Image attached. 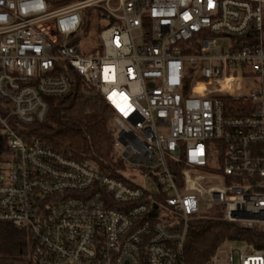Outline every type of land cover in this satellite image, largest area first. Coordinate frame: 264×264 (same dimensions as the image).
Here are the masks:
<instances>
[{"label": "built area", "instance_id": "1", "mask_svg": "<svg viewBox=\"0 0 264 264\" xmlns=\"http://www.w3.org/2000/svg\"><path fill=\"white\" fill-rule=\"evenodd\" d=\"M69 67L115 114L112 174L24 135ZM0 141V222L33 264H188L218 216L256 242L200 264H264V0H0Z\"/></svg>", "mask_w": 264, "mask_h": 264}, {"label": "trees", "instance_id": "2", "mask_svg": "<svg viewBox=\"0 0 264 264\" xmlns=\"http://www.w3.org/2000/svg\"><path fill=\"white\" fill-rule=\"evenodd\" d=\"M83 32L92 27L93 15L85 11ZM68 95L48 99L49 112L44 122L25 127L27 138H36L53 150L77 161H89L102 172L112 174L114 158V112L70 67ZM0 141V151H2ZM115 166V165H114ZM116 166L123 167L117 162ZM179 176L184 164L172 165ZM180 181V180H179ZM259 228H244L240 223L217 218L191 222L185 246L188 264L209 260L225 242L255 243ZM34 239L26 229L0 222V264H33Z\"/></svg>", "mask_w": 264, "mask_h": 264}, {"label": "rangeland", "instance_id": "3", "mask_svg": "<svg viewBox=\"0 0 264 264\" xmlns=\"http://www.w3.org/2000/svg\"><path fill=\"white\" fill-rule=\"evenodd\" d=\"M94 41H96V35L94 36ZM220 43L225 44V42L222 40L220 41ZM84 47L89 48V46H86V45H84ZM8 158H10V155L5 154L4 159H8ZM116 163L117 162H116L115 158H113V162L111 163V167H113L114 165L116 166ZM136 183H140L143 186H145L146 190L151 194H158L159 193V190H158L156 184L154 183V181L143 180L142 178H138L136 180ZM223 247L229 251V250H232L234 248H241V247H245V246L241 242H225L223 244Z\"/></svg>", "mask_w": 264, "mask_h": 264}]
</instances>
